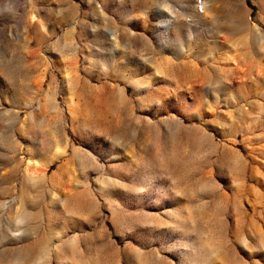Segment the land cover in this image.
Here are the masks:
<instances>
[{
	"label": "rangeland",
	"instance_id": "1",
	"mask_svg": "<svg viewBox=\"0 0 264 264\" xmlns=\"http://www.w3.org/2000/svg\"><path fill=\"white\" fill-rule=\"evenodd\" d=\"M199 1L0 0V264H264V0Z\"/></svg>",
	"mask_w": 264,
	"mask_h": 264
},
{
	"label": "built area",
	"instance_id": "2",
	"mask_svg": "<svg viewBox=\"0 0 264 264\" xmlns=\"http://www.w3.org/2000/svg\"><path fill=\"white\" fill-rule=\"evenodd\" d=\"M198 3H200V4H201V9H202V5H203V3H202V0H200Z\"/></svg>",
	"mask_w": 264,
	"mask_h": 264
},
{
	"label": "bare ground",
	"instance_id": "3",
	"mask_svg": "<svg viewBox=\"0 0 264 264\" xmlns=\"http://www.w3.org/2000/svg\"><path fill=\"white\" fill-rule=\"evenodd\" d=\"M204 2H205V0H204ZM202 3H203V0H202ZM203 7H204V5L202 6V10H201V11H204V8H205V7H204V8H203Z\"/></svg>",
	"mask_w": 264,
	"mask_h": 264
}]
</instances>
